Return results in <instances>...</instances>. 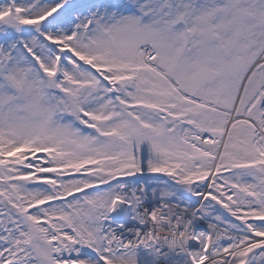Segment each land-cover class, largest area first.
Instances as JSON below:
<instances>
[{"label": "snow or ice", "instance_id": "obj_1", "mask_svg": "<svg viewBox=\"0 0 264 264\" xmlns=\"http://www.w3.org/2000/svg\"><path fill=\"white\" fill-rule=\"evenodd\" d=\"M0 264H264V0H0Z\"/></svg>", "mask_w": 264, "mask_h": 264}]
</instances>
